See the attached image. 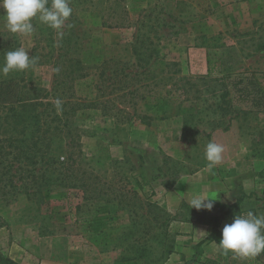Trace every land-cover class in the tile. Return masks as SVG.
<instances>
[{
    "label": "rangeland",
    "instance_id": "374dc122",
    "mask_svg": "<svg viewBox=\"0 0 264 264\" xmlns=\"http://www.w3.org/2000/svg\"><path fill=\"white\" fill-rule=\"evenodd\" d=\"M69 5L62 36L32 19L35 45L29 56L37 62L14 72L30 88L51 83L56 90L51 106L27 110L30 115L45 108L57 112L63 103L67 111L84 113L70 118L72 138L61 137L57 123L43 116V144L71 166L63 185H41L40 160L28 175L32 165L8 144L16 140L27 148L31 130L24 133V121L13 124L21 117L0 107L3 213L16 237L56 262L164 263L172 242L162 187H175L186 176L184 195L191 197L201 182L230 168L264 173V107L231 87L239 76L264 83V0H69ZM7 38L3 20L0 54L16 49L1 46ZM194 46L205 47L215 60L210 75L189 72L188 50ZM71 63L82 67L79 82L68 79ZM220 69L235 74L225 80ZM70 138L80 152L68 159L69 147L64 152L55 146ZM210 141L224 146L222 161L211 168L204 156ZM240 152H247L240 161L223 159ZM142 172L148 183L140 189L135 179L143 182ZM36 190L40 193L32 195ZM221 261L216 264L247 262Z\"/></svg>",
    "mask_w": 264,
    "mask_h": 264
},
{
    "label": "crops",
    "instance_id": "0c3cea01",
    "mask_svg": "<svg viewBox=\"0 0 264 264\" xmlns=\"http://www.w3.org/2000/svg\"><path fill=\"white\" fill-rule=\"evenodd\" d=\"M4 14L5 10L0 6V21L6 20ZM18 37L19 48L23 47L30 55L35 45L33 33H18ZM37 65L42 68L43 64ZM187 68L193 75H207L205 47L189 48ZM47 87L46 89L51 91V83ZM246 154L247 152H240L235 158L223 157V159L240 161ZM182 179L184 180L179 181L175 187H162L165 192L163 206L171 216L167 230L172 242L171 252L164 264H216L223 263L221 260L225 257L240 260L241 257L235 256L231 251L227 255L217 251L223 226L231 223L238 213L232 210L217 221L214 217L220 216V205H232L239 200L238 208L241 211L239 214L252 211L256 215H263L264 173L259 175L257 170L235 167L221 173L218 179L201 182L192 193L203 192L216 198L211 210L190 208L188 202L193 194L191 197L184 195L188 177L185 176ZM3 207L0 202V256L17 264H66L43 256L37 245L27 246L19 237H16L9 219L3 213ZM243 260L247 261L246 264H252L251 258H243ZM0 264L5 263L0 261Z\"/></svg>",
    "mask_w": 264,
    "mask_h": 264
},
{
    "label": "trees",
    "instance_id": "16d2710c",
    "mask_svg": "<svg viewBox=\"0 0 264 264\" xmlns=\"http://www.w3.org/2000/svg\"><path fill=\"white\" fill-rule=\"evenodd\" d=\"M11 38H7L6 41L3 42L2 45H6L7 47L14 49V47L19 48L18 40L15 37L14 33L10 32ZM214 59L210 56V53L207 54V65H208V73L207 75H210L213 71V67H215ZM4 63V54H0V66H2ZM222 62L219 63L218 66H220ZM73 68L71 72L73 73L68 76L69 81H75L79 82L80 79L84 76V72L82 71V67L79 63H71L69 64V67ZM228 66H231L228 63ZM219 73L221 74L222 79H228L233 74H235L234 70L232 69H220ZM56 75V74H55ZM231 87L234 92L239 95L238 97L243 99H248L251 101L252 105H254L257 108L262 109L264 107V83L261 84V82H258L253 77H241L235 78L231 82ZM56 90L54 86L52 87L51 91L43 88V87H28L25 79L23 76L16 74L15 72H10L7 75H4L3 73H0V107H3L8 112H11L12 116L21 117L20 120H17L15 118V122L24 121L25 125V131L26 133L27 129L31 130L29 141L25 144L28 145L27 148L24 146H19L16 143V140H14V143H9L8 145L13 147L17 150V157L18 154L24 155V159L27 162V165H32V168L26 170L28 171V175H31V173L34 172L35 167H33V164L37 162L36 160H40L42 162L43 172L38 175L41 180V185L48 187L51 183H58V184H64V176L65 171L69 169L71 164L69 162L66 163V160H59L57 156H53L51 151V146L49 143L43 144V140L41 139L46 131L42 129V125L44 123H47L46 118L50 115V122L54 123L56 122L57 125L55 126L59 133L61 134V137L71 136L69 127L70 118L75 115H84L81 110L76 114V111L65 110V106L61 104L60 110L55 112V109H51L50 114L46 113L47 109L45 107L51 106L50 98L54 99ZM40 106H45L44 110L38 111L37 114H29L27 110H31L34 112L37 108ZM64 106V107H63ZM30 108V109H29ZM20 110H23L21 113ZM52 113V114H51ZM46 116V118H43V116ZM8 118V117H7ZM67 131V134L65 133ZM66 134V135H65ZM42 135V136H40ZM72 138V136H71ZM70 138L69 143L64 142L62 143H56L55 151H66V147H69L70 153L69 158H72V155L77 154L80 152L79 150V144H75L74 140ZM45 146V147H43ZM74 148H77L75 150ZM57 154V153H55ZM141 159V156H139ZM45 159V160H44ZM65 159V158H64ZM67 159V158H66ZM75 161H73L74 164ZM54 165V167H53ZM50 168V171L48 170ZM131 170L133 171L134 168L132 167ZM145 172V171H144ZM49 174V175H48ZM53 174L54 177H50ZM85 174V173H82ZM90 174H92L90 172ZM33 175V174H32ZM139 177L142 179L143 182H139L137 180L138 176L135 179V183L138 188H142L143 184H147L146 175L145 173H140ZM90 186V185H89ZM163 186H166V183H163ZM86 190V189H85ZM40 193L38 190L32 193V195H36ZM264 193V189H263ZM239 201H236L232 205H220V216L214 217L215 221L219 220L220 217L229 214L232 210L235 213H241L239 210ZM164 211L161 209V212ZM170 216V214L168 213ZM171 220V216L169 218V221ZM169 221L167 223H169ZM171 252V246L165 251L163 256V262H165V259ZM252 264H264V252H261L258 256L251 258ZM0 261L5 264H17L13 262L10 259L4 258L0 256ZM164 264V263H161Z\"/></svg>",
    "mask_w": 264,
    "mask_h": 264
},
{
    "label": "clouds",
    "instance_id": "9594fccd",
    "mask_svg": "<svg viewBox=\"0 0 264 264\" xmlns=\"http://www.w3.org/2000/svg\"><path fill=\"white\" fill-rule=\"evenodd\" d=\"M0 6L5 10L8 30L19 34L33 33L31 21L38 17L40 22L56 29L57 34L62 36L60 29L72 13L69 0H51L50 4L49 0H0ZM36 62L37 58H30L23 47L17 48L4 54L0 72L7 75L14 71H24ZM223 152L222 144L211 141L206 144L204 156L210 168L222 161ZM215 199L198 192L193 194L188 203L190 208L211 210ZM217 251L222 255H227L231 251L241 258H254L264 252V215H256L252 211L236 214L231 223L223 226Z\"/></svg>",
    "mask_w": 264,
    "mask_h": 264
}]
</instances>
